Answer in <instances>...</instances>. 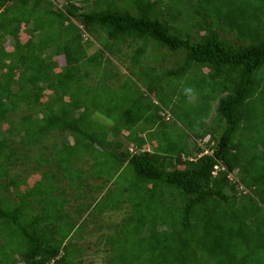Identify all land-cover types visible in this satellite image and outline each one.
Instances as JSON below:
<instances>
[{
	"label": "trees",
	"instance_id": "trees-1",
	"mask_svg": "<svg viewBox=\"0 0 264 264\" xmlns=\"http://www.w3.org/2000/svg\"><path fill=\"white\" fill-rule=\"evenodd\" d=\"M124 204L105 264H264V0H0V264H81Z\"/></svg>",
	"mask_w": 264,
	"mask_h": 264
},
{
	"label": "rangeland",
	"instance_id": "rangeland-1",
	"mask_svg": "<svg viewBox=\"0 0 264 264\" xmlns=\"http://www.w3.org/2000/svg\"><path fill=\"white\" fill-rule=\"evenodd\" d=\"M91 2L93 3L94 0H91ZM99 43H94V46L91 47L89 49V53L92 54L96 51V49H98ZM126 52H129L127 48H125ZM60 63L63 65L65 62V58L60 57L59 58ZM116 67L119 69V73H121V75H125L128 70L126 68V64L127 63H123V62H119L118 60ZM188 77H192L190 75H187ZM184 81V79H182ZM181 81V80H180ZM187 83H184V88L187 87L186 85ZM190 89V87L188 88ZM156 100V99H155ZM187 108V107H186ZM216 115V112H214L212 114ZM109 120V119H108ZM107 119H104V123L107 122V125H111V122L108 121ZM174 119L173 122H171L172 124L168 125V129L171 130L173 128V136L176 137L178 134H182L184 131L191 133L190 132V128L184 124H182L181 122H179L180 120ZM186 123V122H185ZM183 127V128H182ZM111 138V137H110ZM191 145L194 146L195 142L193 140L190 141ZM125 145H128L127 143H125ZM203 145V144H200ZM126 149V148H124ZM128 149V147H127ZM87 161L85 162H79L75 165V168H79L80 170L84 171L83 175H84V179L87 177V173H88V164ZM34 164L33 162L30 163V165ZM21 163H18V169H21ZM49 168H54L53 166L49 167ZM55 169V168H54ZM102 170L106 171V167L105 166H99L96 168V173L97 172H101ZM55 171H57V169H55ZM33 172V170L31 171ZM36 175L31 176L30 179H33V182H30L31 184H34V180H35ZM99 182V181H97ZM28 186H32L30 184H28ZM24 189V187H23ZM85 201L88 202L89 199L87 197H84ZM44 202L46 203V205L48 206L47 208V215H49V213L52 211L53 214H55V209L53 207H51L49 201L46 198H43ZM68 210L70 212H74L75 209H73L72 207H68ZM130 207L127 204H124L122 206V208H120L119 210H117L116 212H108V213H104L103 215L100 216H96L94 217L93 215L90 216L88 215V213H83L80 214V216H77L76 220H78V223H81L82 225L87 222V225L78 233V235H75L74 237V241L73 242H77V244L79 246H83L85 248V256L83 257V262L81 264H105V262L107 261V258L104 259L106 251H104V249H106L108 246L106 244L105 241V236L107 234H109L110 232H114L117 229L118 224L121 223L122 218L124 216L127 215V213L129 212ZM89 212V211H88ZM89 222V224H88ZM79 227V225L77 226ZM77 232V231H76ZM82 238H80V235ZM24 264V263H22Z\"/></svg>",
	"mask_w": 264,
	"mask_h": 264
},
{
	"label": "clouds",
	"instance_id": "clouds-1",
	"mask_svg": "<svg viewBox=\"0 0 264 264\" xmlns=\"http://www.w3.org/2000/svg\"><path fill=\"white\" fill-rule=\"evenodd\" d=\"M110 137L112 138L113 136L111 134H109V138ZM129 149L132 153H135V151H136V148H134V147H131ZM206 152H209V151H206ZM93 163L94 162L90 161V160L87 161V163H85V164H88V169H89V171L87 173V177L85 178V185L88 186V189L86 190V193L84 192L83 195H84V197L91 198V194H96L100 198V196H102L103 194H106L110 190L111 185L108 182L104 186V179L100 178L101 172L96 173V168L99 167L100 165L96 166V168L94 170L95 174H92L94 171L91 172L90 168L92 167L91 165ZM101 166H103V164ZM219 169H220L219 166H217L215 171L217 172ZM97 181H99V182H97ZM99 187L101 188V191L98 192V191H96V189H98ZM88 202H91V200H89ZM86 213H88V215H90L88 211ZM81 214H83V213H81ZM47 218L44 219L43 222H46Z\"/></svg>",
	"mask_w": 264,
	"mask_h": 264
},
{
	"label": "crops",
	"instance_id": "crops-1",
	"mask_svg": "<svg viewBox=\"0 0 264 264\" xmlns=\"http://www.w3.org/2000/svg\"><path fill=\"white\" fill-rule=\"evenodd\" d=\"M107 124V122L105 123ZM148 130L147 129L146 131L144 130L142 133H141V136L146 140L148 139ZM158 145V143L156 141H148L147 144L144 146V148H148L149 150H154L155 149V146Z\"/></svg>",
	"mask_w": 264,
	"mask_h": 264
}]
</instances>
